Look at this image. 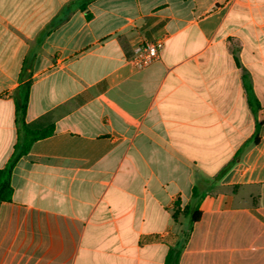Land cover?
I'll use <instances>...</instances> for the list:
<instances>
[{"label": "crops", "instance_id": "0c3cea01", "mask_svg": "<svg viewBox=\"0 0 264 264\" xmlns=\"http://www.w3.org/2000/svg\"><path fill=\"white\" fill-rule=\"evenodd\" d=\"M83 3L0 0V264H264V0Z\"/></svg>", "mask_w": 264, "mask_h": 264}, {"label": "trees", "instance_id": "16d2710c", "mask_svg": "<svg viewBox=\"0 0 264 264\" xmlns=\"http://www.w3.org/2000/svg\"><path fill=\"white\" fill-rule=\"evenodd\" d=\"M92 0H83V5L80 7L82 11H85L87 3ZM87 19L89 18L88 13ZM243 84L245 91L247 93L248 103L252 106L255 103L254 94L251 88V84L248 76L243 75ZM29 84H25L22 88L19 89L20 95L16 100V124H17V134L18 139L17 143L14 147L13 158L9 161V163L4 167V169L0 170V204L5 202H11L12 197V187L10 184V177L13 167L16 161L25 155L29 148L36 141L45 139L50 137L54 132V127L51 124H43L39 126H34L31 124H27L25 122V115L27 111L28 105V91ZM192 206H196L198 208V204L201 201V197L197 194L196 190L193 191L192 195ZM185 215L188 214V209L186 212H183ZM179 214V210L176 209L174 211L173 217L176 220ZM200 213H197L191 217L190 222L195 223L199 220ZM165 264H178L177 261V253L175 251H170L166 257Z\"/></svg>", "mask_w": 264, "mask_h": 264}, {"label": "built area", "instance_id": "2783aa9c", "mask_svg": "<svg viewBox=\"0 0 264 264\" xmlns=\"http://www.w3.org/2000/svg\"><path fill=\"white\" fill-rule=\"evenodd\" d=\"M163 48L164 42L162 40L145 42L135 48L128 58V62L136 70H145L159 60Z\"/></svg>", "mask_w": 264, "mask_h": 264}]
</instances>
